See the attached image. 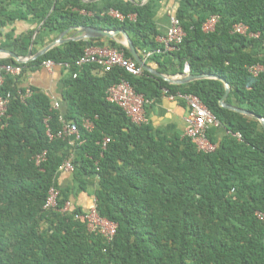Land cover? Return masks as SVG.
I'll use <instances>...</instances> for the list:
<instances>
[{
	"label": "trees",
	"instance_id": "16d2710c",
	"mask_svg": "<svg viewBox=\"0 0 264 264\" xmlns=\"http://www.w3.org/2000/svg\"><path fill=\"white\" fill-rule=\"evenodd\" d=\"M144 1L23 0L26 10L12 12L0 3V29L29 18L43 23L33 54L68 29L125 31L140 58L160 74H182L188 64L192 75L218 76L230 86L227 104L264 119V71L248 72L264 66V0H176L172 14L185 38L176 52L162 54L155 53L161 48L155 22L159 0ZM111 9L125 19L109 17ZM211 17H218L215 31L204 33ZM238 23L255 36L233 33ZM33 33L7 34L0 47L26 57ZM116 38L111 48L133 60L119 42L122 35ZM95 41H70L27 64L0 60L23 68L20 77H5L3 92H15L25 71L44 61L69 65L62 80L63 109L52 110L50 97L32 88L24 104L10 102V119L0 126V264H264V225L255 216L264 212L261 124L219 105L225 89L218 80L170 85L146 71L136 77L118 67L108 72L94 64L76 67ZM121 81L148 102L197 96L218 121L207 133L216 150L204 153L180 133L167 136L149 123L133 124L107 101V90ZM60 116L77 126L80 145L48 138L45 118L55 134ZM85 120L92 130L83 128ZM217 128L227 134L217 138ZM43 152L46 161L37 166L34 158ZM68 159L73 172L61 186L58 169ZM53 186L60 193L58 211H45ZM91 188L97 215L116 226L110 242L88 230L86 211L76 204ZM67 202L72 210L62 214Z\"/></svg>",
	"mask_w": 264,
	"mask_h": 264
},
{
	"label": "built area",
	"instance_id": "2783aa9c",
	"mask_svg": "<svg viewBox=\"0 0 264 264\" xmlns=\"http://www.w3.org/2000/svg\"><path fill=\"white\" fill-rule=\"evenodd\" d=\"M107 15L115 20L123 21L125 17L115 10H109ZM128 19L135 20V15L128 16ZM218 22V17L209 18L202 26V31L204 33H212L215 31V27ZM232 32L240 35H249L254 37V34L248 33V28L242 24L238 23L232 27ZM185 38V32L181 27L179 19L170 14V27L165 35L157 37V42L161 45V48L155 51L156 54L162 53H173L176 52L179 46L183 43ZM149 54L146 55V58ZM94 64L99 66L103 72H108L111 69L118 67L123 69L126 73L132 76H141L143 69L132 59H127L124 56L122 50L109 47H96L88 46L84 50L83 56L75 62V66L81 68L85 65ZM61 67L64 70L69 69L68 64L56 65L53 61H44L41 63V69L46 71H52L54 67ZM23 68L18 66H13L11 64L0 65V126L2 128L7 126V121L10 119L9 105L12 100H17L24 104L27 99H29L32 94L31 87L21 88L17 86L15 92H3L1 90L6 76L20 77L22 75ZM264 71V66L257 65L248 67V72L257 76L259 73ZM184 72L188 73L189 65L185 64ZM76 75H74V78ZM107 101L111 104L119 107L126 116L135 125H144L148 123V117L146 114L145 107L149 103L144 99L142 95L136 94L132 87L126 82L121 81L120 83L110 87L107 92ZM171 101L182 100L187 107V116L185 118V129L182 134V138L189 139L197 148L198 151L204 153L214 152L217 146L210 142L207 137L209 129L218 127V121L211 113V111L201 102V100L194 95H183L177 94L174 96H167ZM60 105L57 102H53L52 110L58 111ZM49 117L45 118L44 125L47 128V136L50 140L60 139L69 142V145L76 146L81 144V136L77 126L74 123L67 122L63 116L59 117V123L61 128L52 134L48 125ZM83 128L90 131L93 128V124L90 120H85L83 122ZM108 140H105V144ZM35 164L40 166L46 161V152L37 155L34 158ZM59 173L73 172V165L71 159L65 160L64 163L58 169ZM59 189L56 187H51L48 191L47 198L43 209L45 211H58V199H59ZM72 210V203H65L64 207L59 210L62 214L68 213ZM257 220L264 225V212H257L255 214ZM78 219V217L76 216ZM87 223V228L90 232H97L101 234L107 242L112 240L115 234L116 226L99 217L96 213V200L92 201L89 209L86 210L85 215L82 217Z\"/></svg>",
	"mask_w": 264,
	"mask_h": 264
},
{
	"label": "crops",
	"instance_id": "0c3cea01",
	"mask_svg": "<svg viewBox=\"0 0 264 264\" xmlns=\"http://www.w3.org/2000/svg\"><path fill=\"white\" fill-rule=\"evenodd\" d=\"M22 1L23 0H0V3L6 9L7 12H12L20 8L26 10L25 7L26 5L21 4ZM94 1H98V0H92V1L83 0L84 3H90ZM176 7H177L176 0H159V8L155 16V22L157 24L158 31L160 32L161 35H165L167 33L170 27V14L175 11ZM42 25L43 23L37 25V23L33 21L31 18L27 20H15L13 22H9L7 23L5 28L0 29V46L6 41L7 34H13V37H18L30 31H34L33 37L36 38ZM80 29L81 28L68 29V32L64 31L65 34L63 35V39L71 40L73 38L80 37L82 35ZM59 35L55 37V39L53 36L54 41L59 37ZM33 37H32L33 45L32 46L30 45L29 48V50L31 49V51L34 47ZM88 41L90 40L78 41V42L86 43ZM112 41L113 42L116 41V38L115 40L96 39L94 45L96 47L110 48L112 46ZM2 49L8 50L7 48H2ZM42 49H39L38 52L41 51ZM3 59L4 58H1L0 56V60ZM147 66L150 69L157 71V66L154 63H150ZM65 74H66L65 70L58 66L54 67L52 71H46L41 68L27 69L24 75L22 76V78L18 79L17 86H20L21 88L28 86L34 88L44 93L48 97H50L52 103L57 102L60 105V108L63 109L64 106L61 103L62 102L61 94L63 90L62 80ZM145 110L148 117V123L152 127H154V129L161 130L167 136H172L178 133L183 134V131L185 129V118L187 116V107L182 100L171 101L167 96H163L157 102L155 101L149 102L146 105ZM226 134L227 132L224 129L217 128L216 131L217 138H220ZM58 180L61 186H65L69 181V174L60 173ZM93 199H94L93 189L91 188L90 194L81 195L78 201L76 202V204L80 208L86 211L91 206L90 203H92Z\"/></svg>",
	"mask_w": 264,
	"mask_h": 264
},
{
	"label": "water",
	"instance_id": "95a60500",
	"mask_svg": "<svg viewBox=\"0 0 264 264\" xmlns=\"http://www.w3.org/2000/svg\"><path fill=\"white\" fill-rule=\"evenodd\" d=\"M147 0L144 1V3ZM82 32V35L78 38H73L71 40H65L63 39V35L65 34V31L63 33H61L59 35V37L53 41L52 43L48 44L45 48H43L41 51H39L36 54H32L31 49L29 50L28 54L26 57H18L16 54H14L13 52L6 50V49H2L0 48V56L1 58L4 59H12L14 60L16 63L18 64H26L29 63L31 61L36 60L37 58L45 55L48 51L52 50L53 48L60 46L62 44L68 43L70 41H74V42H78V41H85V40H92V39H109V40H115V38L120 34L123 37V42L121 43L123 47L126 48V50L130 53V55L132 56L133 60L146 72L150 73L151 75H154L158 78H161L163 81L169 83L170 85H186L195 81H201V80H218L221 81L224 84V95L223 97L220 99L219 101V105L222 108H225L227 110L236 112L238 114H241L243 116L252 118L257 120L260 124L261 127L264 131V119L261 117H258L246 110L240 109L236 106L233 105H229L226 103V99L229 95L230 92V86L229 84L222 78L218 77V76H214V75H210V74H204V75H192L190 74V72L186 73L183 72L182 74H177V75H172V76H167V75H162L159 72L150 69L145 62L140 58V56L138 55L130 37L127 35V33L125 31L122 30H116V31H101L99 29L96 28H92V27H83L80 29ZM35 37H33L34 40ZM33 45V41L31 46ZM32 48V47H31Z\"/></svg>",
	"mask_w": 264,
	"mask_h": 264
},
{
	"label": "rangeland",
	"instance_id": "374dc122",
	"mask_svg": "<svg viewBox=\"0 0 264 264\" xmlns=\"http://www.w3.org/2000/svg\"><path fill=\"white\" fill-rule=\"evenodd\" d=\"M116 39H117V38H116ZM122 40H123V38H122L121 41H119V42H120V43L123 42ZM90 204H92V203H90ZM89 208H90V207H89ZM89 208H88V209H89Z\"/></svg>",
	"mask_w": 264,
	"mask_h": 264
}]
</instances>
